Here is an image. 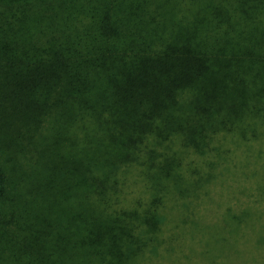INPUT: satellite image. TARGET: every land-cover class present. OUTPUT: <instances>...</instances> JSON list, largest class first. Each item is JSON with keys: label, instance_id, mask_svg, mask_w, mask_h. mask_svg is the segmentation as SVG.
<instances>
[{"label": "trees", "instance_id": "obj_1", "mask_svg": "<svg viewBox=\"0 0 264 264\" xmlns=\"http://www.w3.org/2000/svg\"><path fill=\"white\" fill-rule=\"evenodd\" d=\"M186 1L0 0V264H141L212 182L264 187V0Z\"/></svg>", "mask_w": 264, "mask_h": 264}, {"label": "rangeland", "instance_id": "obj_2", "mask_svg": "<svg viewBox=\"0 0 264 264\" xmlns=\"http://www.w3.org/2000/svg\"><path fill=\"white\" fill-rule=\"evenodd\" d=\"M186 2L178 0L175 8L184 6ZM189 5L195 6L193 2H189ZM21 129L18 128L13 133L17 134ZM23 133L25 135L24 130ZM42 134L47 137L46 128ZM26 140L27 138L23 139V146L20 147L23 148V153L16 155L12 162L21 166L25 179L29 177L31 182L37 181L39 185L45 176L37 173L36 157L31 161L28 148H32V145H27ZM49 143L47 138L43 140V159L48 163H59L61 155L54 149L48 152L45 149ZM230 150L231 156L236 160L245 157V162L248 156V169L261 167L257 157L260 152L258 145L251 146L248 151L244 147L232 146ZM245 181L242 178L234 183L229 180L222 183L212 182L210 195L196 200L198 216L194 217L193 238L189 235L188 248L181 241L180 251L175 247L167 254L163 253L164 246H160L159 254L143 259L141 264H264V187L255 188L257 192L245 190L246 187L254 186ZM171 205L172 202H168V206ZM169 213L174 215L175 209L172 208ZM230 213L235 214L237 219H226L224 215Z\"/></svg>", "mask_w": 264, "mask_h": 264}]
</instances>
